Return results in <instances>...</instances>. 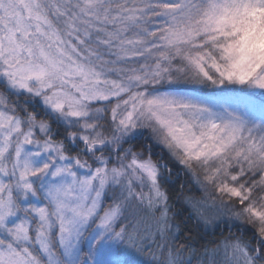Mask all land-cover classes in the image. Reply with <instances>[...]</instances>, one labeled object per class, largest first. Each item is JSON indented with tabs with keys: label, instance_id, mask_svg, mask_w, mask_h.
Here are the masks:
<instances>
[{
	"label": "snow or ice",
	"instance_id": "6c2138e0",
	"mask_svg": "<svg viewBox=\"0 0 264 264\" xmlns=\"http://www.w3.org/2000/svg\"><path fill=\"white\" fill-rule=\"evenodd\" d=\"M0 264H264V0H0Z\"/></svg>",
	"mask_w": 264,
	"mask_h": 264
},
{
	"label": "trees",
	"instance_id": "16d2710c",
	"mask_svg": "<svg viewBox=\"0 0 264 264\" xmlns=\"http://www.w3.org/2000/svg\"><path fill=\"white\" fill-rule=\"evenodd\" d=\"M145 143H147V141ZM169 183L173 188V190H178L180 188V185L183 184L184 186L183 190L185 195H191L195 197H199L201 195V192L198 190L197 186L191 183L189 177H187L182 171L179 172L178 174L174 173L173 179ZM181 208H182L181 202H176L174 211ZM176 223L180 225L181 230H183L186 226L190 228L193 232V235L196 238L197 244H202L207 241L219 240L222 236H227L229 234L227 227L224 225L217 228H208L207 233H204L200 229L194 227L195 224L194 221L187 220V213L183 212L182 210L178 213ZM232 232L236 235H239V232L237 231L236 228H233Z\"/></svg>",
	"mask_w": 264,
	"mask_h": 264
},
{
	"label": "rangeland",
	"instance_id": "374dc122",
	"mask_svg": "<svg viewBox=\"0 0 264 264\" xmlns=\"http://www.w3.org/2000/svg\"><path fill=\"white\" fill-rule=\"evenodd\" d=\"M209 228H212L211 226Z\"/></svg>",
	"mask_w": 264,
	"mask_h": 264
}]
</instances>
